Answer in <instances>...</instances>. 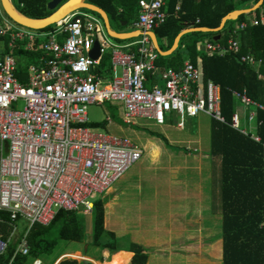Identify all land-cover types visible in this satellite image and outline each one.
Wrapping results in <instances>:
<instances>
[{"label": "built area", "instance_id": "2783aa9c", "mask_svg": "<svg viewBox=\"0 0 264 264\" xmlns=\"http://www.w3.org/2000/svg\"><path fill=\"white\" fill-rule=\"evenodd\" d=\"M177 1L178 11L184 0ZM165 5V0H139L135 26L144 34L134 43L137 53H130L88 11L73 13L51 30H33L11 20L0 0V39L7 41L9 49L0 58V213L8 215L12 228L7 241L0 238V257L9 245L16 246L13 257L4 264H14L17 255H30L27 235L33 225L48 226L60 210L92 212L96 195L108 191L141 159L143 152L131 141L87 125L89 105H121L126 124L146 120L162 126L174 116L182 127L187 119L206 114L262 144L251 125L257 121V112H264V105L250 99L245 90L232 94L253 108L247 119L249 128L243 126L239 113L229 123L225 120L220 87L205 81L201 69L191 62L180 71L158 73V54L146 33L167 21ZM258 25H264V20L238 22L225 46L204 41L202 48L210 56H238L241 64L254 69L264 81L262 60L253 54L241 55V33ZM95 43L100 48L98 60L89 56ZM16 47L39 51L36 63L28 65L22 75L13 53ZM106 53L111 54L115 71L109 82L92 74ZM154 74L163 85L148 88V75ZM21 101L24 108L18 110ZM3 223L0 217V225ZM20 223H26L21 236Z\"/></svg>", "mask_w": 264, "mask_h": 264}, {"label": "trees", "instance_id": "16d2710c", "mask_svg": "<svg viewBox=\"0 0 264 264\" xmlns=\"http://www.w3.org/2000/svg\"><path fill=\"white\" fill-rule=\"evenodd\" d=\"M15 7L25 16L41 19L52 14L47 8L49 0H12ZM89 3L104 10L109 19L115 22L130 23L132 16L139 11V0H88ZM259 0H184L180 10H176L178 1L168 0L165 10L167 21L154 29L160 49L165 52L171 49L176 37L186 29H216L221 20L236 10L249 9ZM21 5L23 7L21 8ZM122 9L123 13L119 10ZM262 6L256 10L260 18ZM92 14H98L88 11ZM100 17V16H99ZM246 19L242 15L237 21H229L217 35L225 34L220 43H225L230 29L235 22ZM199 20V23H197ZM50 26L44 31L52 29ZM212 32H192L184 35L177 50L167 57L159 56L162 68H180L185 57L202 73L205 81H213L221 89V111L227 122L236 111V101L231 91L247 90L248 96L264 104V81L258 79L256 71L241 64L238 56L227 54L225 57L210 56L198 44L213 41ZM241 55L253 54L262 60L260 71L264 73V25L249 27L241 33ZM20 60L29 57L35 61L39 51H17L14 53ZM200 62V63H199ZM19 68L23 69L19 62ZM111 55L108 53L101 61L97 73L110 76ZM262 126L257 134L262 144L242 135L230 126L212 120L210 155L221 160V201H222V239L223 264H264V113H258ZM124 124V123H123ZM105 123L94 124L93 128H104ZM169 145V144H168ZM149 155L157 159L161 148L159 144L148 143ZM190 152V151H187ZM106 201L95 200L92 210V246L101 249L100 255L86 254L84 248L61 254L52 264H84L73 257L93 264H147L149 255L138 244L131 243L128 248L119 246V238L114 232L105 228ZM4 223L0 225V238L7 241L12 228L8 225V215L0 213ZM107 224V222H106ZM86 234V216L78 211L60 210L48 226L35 224L31 227L27 239L31 252L29 256L17 255L14 264H26L29 260L49 255L55 249L58 240L81 243ZM16 246L9 245L6 254L0 257V263H8L14 255ZM97 251V250H96ZM107 252L109 260L104 261ZM124 252V253H122ZM133 253V257L126 253ZM95 254V255H94ZM110 254V255H109ZM89 255V256H88ZM113 255V256H112ZM113 257V259L111 258ZM106 257V258H107ZM64 259V260H62ZM112 259V260H110ZM62 260V261H61ZM42 263V260L39 259ZM61 261V262H60ZM101 261L102 263H99ZM60 262V263H59Z\"/></svg>", "mask_w": 264, "mask_h": 264}, {"label": "rangeland", "instance_id": "374dc122", "mask_svg": "<svg viewBox=\"0 0 264 264\" xmlns=\"http://www.w3.org/2000/svg\"><path fill=\"white\" fill-rule=\"evenodd\" d=\"M111 24L114 29L124 28L122 24L117 25L113 19H111ZM8 51L7 41L0 39V54H5ZM29 63L31 61L28 58L21 59L23 69H26ZM23 108L24 102L17 103L18 110H23ZM121 115L117 112L115 106L108 103L104 105L92 104L87 108L88 126L90 128H93L91 126L94 124L105 123L104 128L94 129L118 138H126L144 152L141 159L106 193L96 195L94 201H106L104 206L106 212L105 228L107 227L108 230L117 233L120 239L118 244L121 248H128L136 240L137 243L142 244L149 255L147 264H182L176 261V252H178L181 245L193 243L194 248H199L197 245H204L205 241H209L201 232L198 233H201L204 238L197 237L195 240H188L186 230L189 231L193 228L192 230L200 231V229L205 228V223H203L207 218L205 213H207L211 204L209 189L213 190V200L217 199L218 196V194L214 195L212 182L208 175L209 170L207 169V164L210 160H213L210 155L212 119L205 114H199L196 118L187 119L186 128L181 131L178 129L179 119L177 118L170 119L163 127H156L151 122L141 121L143 127L146 124L149 126V128H142L125 126L122 123ZM156 131L161 134L156 133ZM168 141L170 142L169 145ZM149 142L159 144L161 148V154L157 160L148 153ZM188 148L192 152H187ZM195 149L196 151H194ZM163 152L166 153L163 154ZM178 165L185 168L180 169ZM177 180L187 186L188 201H190V206L183 209V211L187 210L190 216L196 211V222L191 224L186 223V221L187 219H189V222L194 221V216L191 218L179 217L177 214L181 213V210L175 206H170L166 201L169 195L168 185L173 186V184L170 185V182L173 183ZM174 184L176 186V183ZM108 202L110 206H108ZM193 204H195V207H193ZM202 212H204L203 215ZM83 215L86 216L84 241L76 243L58 240L52 253L43 255L40 258L42 260L41 264H52L64 252L75 249L84 248L86 254L95 253L96 256L100 255L101 249L92 246L90 238L92 212L83 213ZM25 227L26 223L19 224L21 231L19 236L24 233ZM210 227L212 233L217 232L215 223H212ZM219 230L222 231L221 224H219ZM192 253L190 263L183 262L184 264L206 263L207 256L204 254L201 256L199 249L193 250ZM106 255H108L107 252L100 257H103L104 261L109 260L110 256L107 257ZM66 259L85 264L84 261L73 257ZM185 260L187 261L186 258ZM88 262L93 264L90 261ZM209 262L211 264L215 263L214 259L212 261L208 260ZM26 264H33V260H29ZM128 264H131V261Z\"/></svg>", "mask_w": 264, "mask_h": 264}, {"label": "crops", "instance_id": "0c3cea01", "mask_svg": "<svg viewBox=\"0 0 264 264\" xmlns=\"http://www.w3.org/2000/svg\"><path fill=\"white\" fill-rule=\"evenodd\" d=\"M88 1V0H87ZM13 2V1H12ZM168 2V0H165V4ZM235 2H237V0H235ZM167 5V4H166ZM254 6V4H252V6L250 7V8H252ZM249 8V9H250ZM241 10H247V9H241ZM85 11H87V10H85ZM119 12L120 13H123V10L122 9H120L119 10ZM139 12L140 11H137L133 16H132V18L130 19V23H129V25H127V22H116L117 23V25H119L120 26V24H122V26L124 27L123 29H120V30H118V29H114L113 27H112V24H111V20L109 19V21H110V25H111V28H112V30L113 31H115L116 33H120V34H122V33H132V32H136V31H140V29L139 28H137L135 25L137 24V22H138V18H139ZM167 12V11H166ZM95 15V14H94ZM108 15V14H107ZM246 15V19L245 20H247V21H249V20H252V19H258V20H264V9H262L261 11H260V13H259V15H260V18H258L257 17V14H256V11H253V12H251V13H248V14H245ZM97 16V15H96ZM99 17V16H98ZM109 17V16H108ZM100 19H101V21L103 22V24H104V21H103V19L101 18V17H99ZM245 20H243V21H245ZM242 22V21H241ZM124 23H126V25L124 26L123 24ZM238 22H235L234 24H233V26H235L236 24H237ZM104 26H105V24H104ZM225 26H226V24H225ZM224 26V27H225ZM233 26L231 27V29L233 28ZM129 27V28H128ZM191 28H195V27H191ZM190 28V29H191ZM105 29H106V27H105ZM230 29V30H231ZM51 30V29H50ZM184 31V30H183ZM106 32H107V34H108V31H107V29H106ZM141 33H142V31H140ZM221 32V31H220ZM219 32V33H220ZM215 34V33H214ZM218 33H216V35H213V41H214V38L215 37H217V36H220V40L222 39V37L225 35V34H222V35H217ZM108 36L114 41V42H116V43H118V44H120V45H123V46H128V48H127V51H129L130 53H137V51H138V49H137V46L134 44L136 41H139L141 38H142V36H143V34L142 35H140L139 37H136V38H132V39H128V40H118V39H114V38H112L109 34H108ZM149 39H150V37H148ZM61 40L63 39V37H61L60 38ZM181 40V39H180ZM219 40V41H220ZM219 41H215V42H219ZM150 43H151V47L154 49V51L158 54V59H157V61H156V65H157V69H158V73L159 72H165V71H167V70H173V71H180L183 67H184V65H185V63H187V62H190V60L188 59V58H186L185 57V60H184V62H183V64H182V66L180 67V68H162V66L160 65V60H159V56H161L157 51H156V49L154 48V46H153V44H152V41H151V39H150ZM180 43V42H179ZM240 43H241V41H240ZM221 45H223V46H225L226 45V42H225V44H222L221 43ZM178 47H179V45H178ZM198 47L200 48V49H202V44L200 43V44H198ZM172 48V47H171ZM16 50L17 51H21L22 49L20 48V47H16V48H14L13 49V53H15L16 52ZM177 50V49H176ZM175 50V51H176ZM23 51L24 52H32V51H27V50H24L23 49ZM169 51V50H168ZM174 51V52H175ZM165 52H167V51H165ZM173 52V53H174ZM108 53H106L105 55H107ZM16 55V54H15ZM104 55V56H105ZM111 55V54H110ZM172 55V54H171ZM3 56V54H0V58ZM103 56V57H104ZM226 56V55H225ZM224 56V57H225ZM17 57V56H16ZM38 57H39V54H38V56L36 57V59H35V61H31L30 60V58L29 57H25L26 59L28 58L29 59V61H31V63H29L28 65H30V64H34V63H36V60H38ZM103 57H102V59H103ZM161 57H163V56H161ZM167 57V56H166ZM18 58V57H17ZM102 61V60H101ZM19 62L21 63V60H20V58H18V64H19ZM200 63V62H199ZM100 65H101V63H100ZM100 65L98 66V67H96L94 70H93V72H92V74H93V76H95L96 78H102L103 79V81L104 82H109V81H111L112 80V78L114 77V75H115V71L113 70V67H112V63H111V70H110V76H106V75H104V74H102V75H100V74H98L97 73V70H98V68L100 67ZM198 66H200V65H197V67ZM28 67V66H27ZM27 69V68H26ZM26 69H20L19 68V71H20V73H21V75L22 74H25V72H26ZM120 73V71L119 70H117L116 71V74H119ZM260 80V79H259ZM261 81H263V80H261ZM156 83H159V85L160 86H162L163 85V83H162V79H161V77L158 75V74H154V75H148V78H147V82H146V85H147V87L148 88H152V86L154 85V84H156ZM216 84V83H215ZM219 86V85H218ZM234 91H244V90H234ZM245 91L247 92V95H248V91L245 89ZM233 91H231V93H232ZM232 96H233V94H232ZM233 98H234V96H233ZM250 98V97H249ZM235 99V98H234ZM251 99V98H250ZM253 100V99H252ZM235 101H236V111L234 112V113H239L241 116H242V123H243V126H245V127H247V128H249L250 127V125L247 123V119H248V116H249V114H250V112L251 111H253V108H251V107H246V106H244L243 104H241L240 103V101H238L237 99H235ZM253 101H255V100H253ZM255 102H257V103H260V102H258V101H255ZM106 103H108V104H111V105H113V106H115V108H116V110H117V112H119V113H121L122 115H121V117H122V123H124V125L125 126H138V127H142V128H149V126H147L148 124H146L144 127H143V124L141 123V121H146V120H137V121H134L132 124H126V122H125V120L123 119V107L121 106V105H118V104H114V103H110V102H105V103H102V104H99V105H104V104H106ZM260 104H262V105H264L263 103H260ZM250 109V110H249ZM249 110V111H248ZM222 112V111H221ZM259 112H261V111H258L257 112V121L256 122H254L252 125H251V128L257 133L258 132V128L260 127V126H262V121H260V120H258V113ZM264 113V112H263ZM206 115V114H205ZM206 116H208V115H206ZM233 116V115H232ZM208 117H210V116H208ZM224 117V116H223ZM174 118H176V117H174V116H170V117H168L167 119H166V123L170 120V119H174ZM211 118V117H210ZM212 119V118H211ZM212 120H214V119H212ZM216 121V120H215ZM148 122H150V121H148ZM187 122V121H186ZM186 122H185V124L182 126V127H179L178 126V129L179 130H185V128H186ZM230 122V121H229ZM228 122V123H229ZM152 124H154V126H156V127H163V126H165L166 125V123L164 124V125H162V126H160V125H156L155 123H153V122H151ZM223 124V123H222ZM87 125H89V123L87 124ZM225 125H227V124H225ZM212 126V125H211ZM153 132H155V131H153ZM156 133H159V132H157L156 131ZM159 134H161V133H159ZM164 138L166 139V140H168L165 136H164ZM126 139V138H125ZM130 141V140H129ZM164 142V141H163ZM168 144H170V142L168 141ZM188 151H190V152H192L191 150H190V148H188ZM194 151H196V149L194 150ZM166 152H163V154H165ZM143 154H144V152H143ZM160 154H161V152H160ZM160 154H159V156H160ZM191 157V156H190ZM159 158V157H158ZM157 158V159H158ZM213 160L211 161L210 160V162L207 164V169L209 170V173H208V175H209V179H210V181L212 182V187H213V189H214V195L216 196L217 194H218V196H217V199H214L213 200V196H212V192H213V190H211V188L209 189L210 190V199H211V204H210V208L208 209V211H207V213H205L206 214V216H207V218L204 220V222L203 223H205V228H202V229H200V231H196V230H192L193 228H191L189 231L188 230H186L187 232H186V234H187V239L188 240H195L197 237H199V238H208V242H204L203 244L204 245H197V246H199V248H194V246H192V245H194L193 243H187V244H183L184 246H182L181 245V247H180V249H178V252H176V255H177V258H176V261H179V262H181L182 264H184L183 262H188V263H190V261H191V257L193 256V253H192V251L193 250H200V255L202 256L203 254L204 255H206L207 256V260H206V263L205 264H211L210 262L208 263V260H210V261H212L213 259H214V261H215V263L214 264H223V239H222V231H218V227H219V224H221L222 225V209H221V206H222V201H221V182H220V179H221V160L219 159V158H213V157H211ZM156 159V160H157ZM136 164V163H135ZM131 168V167H130ZM178 168H180V169H184L185 167L184 166H182V165H178ZM164 174V173H163ZM163 179H164V175H163ZM168 179H169V176H168ZM174 183H176V186H175V184ZM171 184H173V186H169L168 185V192H169V195L167 196V199H166V201L169 203V205L170 206H172V207H177V208H179L180 210H181V213H179V214H177L179 217H183V216H185V217H187V218H191V217H193L194 216V221H192V222H189V219H187V221H186V223H188V224H191V223H193V222H196L195 221V218H197L195 215H196V211L190 216L189 214H188V212H187V210L186 211H183V209H187L189 206H190V201H188L189 200V196H188V194H187V186L186 185H184L183 183H181V181H179V180H177L176 182H170V185ZM107 192V191H106ZM105 192V193H106ZM194 192V191H193ZM104 194V193H103ZM102 194V195H103ZM199 201V200H198ZM108 206H110L109 205V202H108ZM193 207H195V204H193ZM109 209H110V207H109ZM195 210V209H194ZM183 212H185V213H183ZM205 212V211H204ZM204 212H202V215L204 214ZM201 217H203V216H201ZM212 223H215L216 225H217V232L216 233H212L211 232V230H212V228L210 227V225L212 224ZM91 227H92V225H91ZM106 229H107V227H106ZM108 230V229H107ZM91 231H92V228H91ZM90 231V238H92L91 237V235H92V232ZM108 231H110V230H108ZM111 232H114V231H111ZM198 232H201V233H203V236H201V233H198ZM115 233V232H114ZM116 234V236H117V238H119L118 237V235H117V233H115ZM135 240V239H134ZM187 241V240H186ZM132 243H135V244H138V245H140L141 247H143L144 249H146L142 244H139V243H137V240L135 241V242H132ZM203 248V249H202ZM146 252V251H145ZM123 253V252H122ZM126 253V252H125ZM147 253V252H146ZM126 254H129V255H131V257H133V253H126ZM148 254V253H147ZM185 258L187 259V261L185 260ZM40 258H37V259H35V260H39ZM66 259V258H65ZM132 259V258H131ZM131 259H130V261H131ZM180 259V260H179ZM34 260V261H35ZM62 260H64V259H62ZM61 260V261H62ZM60 261V262H61ZM106 261V260H105ZM130 261H129V263H130ZM149 261V260H148ZM59 262V263H60ZM99 263H102L101 261H99Z\"/></svg>", "mask_w": 264, "mask_h": 264}, {"label": "water", "instance_id": "95a60500", "mask_svg": "<svg viewBox=\"0 0 264 264\" xmlns=\"http://www.w3.org/2000/svg\"><path fill=\"white\" fill-rule=\"evenodd\" d=\"M264 0H259L257 4H255L252 8L247 9V10H236L234 12H231L227 16H225L219 25L218 28L216 29H208V28H191V29H186L182 31L175 39L174 44L172 48L167 51L163 52L158 44L157 36L154 32H148L146 35L150 37L152 44L156 51L163 57L170 56L177 48L180 42V39L189 33L192 32H202V33H219L224 29V26L227 22L229 21H237L238 18L242 15L251 13L253 11L258 10ZM2 7L7 14V16L13 20L15 23H17L20 26L33 29V30H44L50 26H54L60 22H62L64 19L72 15L73 13L80 11V10H87L94 12L98 14L104 21L105 27L108 31V34L118 40H128L132 38L139 37L140 35L144 34L143 32L141 33L140 31L132 32V33H116L115 31L112 30L109 17L107 13L102 10L101 8L89 3L87 0H51L47 8L49 11H52V14L48 17L41 18V19H33L29 18L25 15H23L19 10L15 7L13 4L12 0H1ZM124 26L126 23L123 24ZM220 36H217L214 38V41H219ZM99 45L98 43H95V46L93 50L90 52L89 56L93 60H98L100 57V50H99ZM85 264H90L88 261H84Z\"/></svg>", "mask_w": 264, "mask_h": 264}, {"label": "flooded vegetation", "instance_id": "af4514ba", "mask_svg": "<svg viewBox=\"0 0 264 264\" xmlns=\"http://www.w3.org/2000/svg\"><path fill=\"white\" fill-rule=\"evenodd\" d=\"M50 1H51V0H50ZM50 1H49V2H50Z\"/></svg>", "mask_w": 264, "mask_h": 264}]
</instances>
